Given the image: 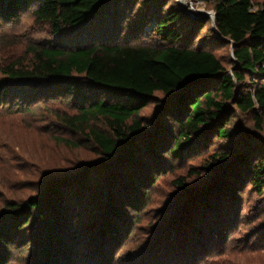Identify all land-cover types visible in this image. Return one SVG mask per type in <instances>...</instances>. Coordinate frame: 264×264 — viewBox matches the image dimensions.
<instances>
[{"label": "trees", "instance_id": "trees-1", "mask_svg": "<svg viewBox=\"0 0 264 264\" xmlns=\"http://www.w3.org/2000/svg\"><path fill=\"white\" fill-rule=\"evenodd\" d=\"M11 1L8 5L3 2L1 13L14 9L19 2L24 4L21 0ZM148 1L153 4L148 7L147 20L143 22L140 17L130 23L127 20L134 0H30L27 5L33 8L34 20L47 24L60 37L59 43L51 47L26 46L22 56L0 66L6 82L16 85L14 93L26 86L36 90L32 103L36 98L66 97L75 113L53 110L52 116L62 126L87 137L88 143L102 154L115 156L112 165L116 164L124 176L125 170L137 164L135 152L145 155L146 160L158 150L183 158L202 150L211 138L227 140L239 135L228 126L230 119L238 118L237 113L253 114L259 129L264 125V83H257L264 80V0H193L211 5L221 39L209 19L189 20L176 1L165 9V0ZM204 26L210 29L209 42L229 46L233 43L235 61L230 59L229 67L203 45H192ZM147 28L158 44L138 41ZM7 93L15 104L16 98ZM158 93L165 95L169 103L162 116L176 127L172 145L163 139L170 134L165 123L160 125L157 137L149 136L139 117V112ZM6 102L7 99L1 100L0 105ZM238 149H251L252 156L258 155V161L249 163L243 176L257 194H263V150L257 151L250 143ZM218 157L224 159L225 154ZM232 169L226 173L228 183L238 179ZM134 175L133 170L127 174ZM240 175L237 176L243 181ZM225 186L223 182L216 183L209 189V196L196 200L189 213H183L181 220L161 231H167L166 235L160 232L156 236L151 256L140 264H196L219 250L216 243L225 232L229 211L215 198ZM107 196L113 197L108 191ZM47 198L50 197L41 192L29 198L26 211L17 203H7L9 211L1 216L0 245L9 244V234L27 224L32 210L50 233L48 238L59 236L51 223V212L45 211L60 205L59 214L65 215L71 210L72 200H62L59 195L43 205ZM221 215L223 219L219 221ZM107 226L108 223L102 233L114 229ZM98 250L88 259L73 258L71 264H111L108 257H95ZM42 252L46 260L53 259L58 264L49 248ZM5 263L0 258V264Z\"/></svg>", "mask_w": 264, "mask_h": 264}, {"label": "rangeland", "instance_id": "rangeland-1", "mask_svg": "<svg viewBox=\"0 0 264 264\" xmlns=\"http://www.w3.org/2000/svg\"><path fill=\"white\" fill-rule=\"evenodd\" d=\"M10 1L0 0V9L3 10V2L8 5ZM174 1L165 0L164 9ZM21 2L24 4L19 2L14 9L4 8L10 11L0 12V66L22 56L26 46L51 47L60 40L47 24L34 20L33 8L27 5L30 0ZM133 3L127 22L140 17L145 22L153 2L134 0ZM183 4L194 12L211 11V5L193 0H184ZM149 31L150 28L143 29L138 41L158 44ZM197 33L192 45H203L229 67L230 46L209 42V26ZM5 78L0 73V102L7 99L0 105V110H5L0 113V226L2 214L9 211L7 203H17L26 211L27 200L40 192L50 198L62 195V200H72L69 202L72 211L65 215L59 214L60 205L45 211L51 212V223L59 236L48 238L50 233L34 217L33 210L28 214L27 224L11 230L9 244L0 245V258L5 264H55L53 259V263L45 259L42 252L45 247L57 256L58 264H71L78 257L88 259L96 254V249L99 250L95 257H108L111 264H140L151 256L156 236L181 220L183 213H189L196 200L203 201L209 196L210 188L219 182L226 186L215 200L228 209L229 220L226 218L225 232L216 243L219 250L196 264H264V186L263 194L259 195L243 176L249 163L258 161V155L252 156L251 149H238L250 143L257 151L264 152V125L262 129L256 127L253 114L237 113L238 118L230 119L228 126L239 135L227 140L211 138L202 150L185 154L183 158L158 150L146 160L145 155L135 152L137 164L125 170L124 176L116 164L112 165L115 156L102 154L88 143L87 137L62 126L52 116L53 110L68 115L75 113L66 97L36 98L32 103L34 88L26 86L14 93L16 85L7 83ZM6 93H12L15 104ZM168 106L166 96L158 93L139 112V117L144 122L143 131L149 136L157 137L160 125L165 123L172 136L163 139L172 145L176 127L162 116ZM52 136L69 143L57 142ZM223 153L225 158L220 159L218 156ZM234 163L241 166L232 167ZM231 168L238 179L228 183L226 173ZM132 170L135 175L128 177ZM237 175L243 176V181ZM107 191L113 197L107 196ZM50 198L43 199L42 204ZM222 219L221 215L218 220ZM106 223L107 228L114 229L102 233Z\"/></svg>", "mask_w": 264, "mask_h": 264}, {"label": "water", "instance_id": "water-1", "mask_svg": "<svg viewBox=\"0 0 264 264\" xmlns=\"http://www.w3.org/2000/svg\"><path fill=\"white\" fill-rule=\"evenodd\" d=\"M183 1L184 0H176V4L178 5L179 10L182 13H184L185 15H187L189 20L190 19H192V20L209 19L211 24H212L213 31H215L217 33V38L221 39L220 34L218 33V31L216 30V27H215V13L212 10L211 11L194 12L192 9H190L186 5H184ZM226 41L229 42V40H226ZM233 46H234L233 43H231L230 44V58L232 61H235L234 56H233Z\"/></svg>", "mask_w": 264, "mask_h": 264}]
</instances>
